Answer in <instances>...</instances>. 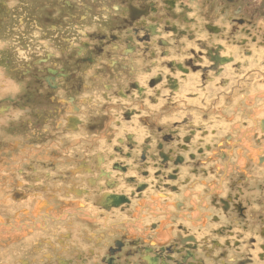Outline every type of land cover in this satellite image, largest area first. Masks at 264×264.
I'll use <instances>...</instances> for the list:
<instances>
[{
  "label": "flooded vegetation",
  "instance_id": "1",
  "mask_svg": "<svg viewBox=\"0 0 264 264\" xmlns=\"http://www.w3.org/2000/svg\"><path fill=\"white\" fill-rule=\"evenodd\" d=\"M16 2L7 132L57 145L43 185L87 199L23 232L89 223L32 233L7 264H264V0Z\"/></svg>",
  "mask_w": 264,
  "mask_h": 264
},
{
  "label": "rangeland",
  "instance_id": "2",
  "mask_svg": "<svg viewBox=\"0 0 264 264\" xmlns=\"http://www.w3.org/2000/svg\"><path fill=\"white\" fill-rule=\"evenodd\" d=\"M16 1H19V0H0V97H3L2 95H9L12 97H16L18 96V94L19 96H21L23 91H25L24 87H23V91H22V88L20 89L21 85H19L18 82L15 81L14 79L5 78L9 76L11 77L16 76L18 78V76L16 74H13L12 72L13 70L12 67H17V65H15L13 62L16 63V60L17 62H20V61L23 62L28 59V56H23L21 52V49L24 51L23 46H22V41H21L22 35L24 33V28L20 26V21H22L23 19L21 15L23 13L22 12L18 13V16H16V19H13V17L9 18L11 16L6 14V10H9V6H11L12 3L14 4ZM20 1L22 2V0ZM31 8H32V5H31ZM33 10H37V8H34ZM1 47H4V48H1ZM259 50L260 49H258V51ZM2 106H7V105L6 104L0 105V107ZM6 113H11V112H8L7 110H5V108L0 110V149H2L0 150V159L2 160L3 164H6L7 162L4 161L5 151H3V148H7L8 153L13 154L15 147L13 151H10V148H11L10 146L18 145L19 147L22 148L23 151L14 153L12 155V161H15L16 159L21 160V161L27 160V155L31 154V152L35 148L34 146L37 145L38 142L36 139H35L36 141H32L35 138V136L32 137L30 134L25 135L22 132L9 131L11 133H14V135H9V133L7 132V128L9 126L8 122H10L13 119L14 120L13 125H19V123L23 122V119H22V115L20 114L13 117L12 114L8 116L5 115ZM23 126H25V123L23 124ZM19 133H21V135H18ZM53 137L54 136H49L48 138L47 137L46 138L50 139ZM2 145H5V146L2 147ZM43 145L44 144H42L41 146ZM60 146L63 147L61 144ZM36 153L38 156L39 155L38 151ZM32 155H35V154H31L30 161L32 162V164L38 165V167H41L40 163L42 161V158L40 157L36 158L37 156L32 157ZM57 156L62 157L61 153L59 152H57ZM61 163L62 162H60V165ZM60 167L61 168L57 169V171H64V170L68 171L67 166L61 165ZM42 169L45 170L47 168H42ZM32 171H33L32 169H29V172H30L29 175L26 174L25 176H22L21 177L22 179H19V175H14V174H12L14 175L13 177L14 180L11 179V175L5 176L4 180L0 179V184L7 185V190L0 189V223L4 222L3 227H2V229L4 230H7V229H9L8 231L12 230L14 226L13 224H15V222L17 224L21 223L18 219H16L15 221L16 216L14 215L16 213H21L20 214L21 216L18 215L19 219L28 218L29 221H34L37 219H41L40 217L45 213L54 214L53 211L58 209L59 206H61V205H57V204H61L60 202H65L68 207L72 206V204L78 205L79 202H83L86 205L85 200L87 199H83L84 197H86L85 195L86 191L85 189H81V187H83L85 184L81 183L80 181H76V182L69 181L65 183L66 179H62L63 183L59 184V179H56L55 177L54 181H56L57 183L52 182L49 186H47L46 187L47 192L45 193L39 187L42 184H46V182L44 181L48 182L51 180V178H52L51 181H53V177L56 176V174L51 172V173H48L47 175L42 174L38 176L40 172L31 173ZM4 183H8V184H4ZM53 185H56V187L54 188ZM12 187L14 189V194L12 193L10 194V192L12 191ZM76 190H78L77 195H75ZM17 191L24 195H29V196L30 194H33L32 200L23 201L21 202V204L12 203L13 201L12 197L16 199L20 198L19 196H16ZM69 193H70V196H68ZM7 195L9 197L5 198L7 197ZM28 198H31V196ZM76 208L77 207H75V209ZM88 210L93 212V211H96L97 209L94 208V206L89 205ZM89 211L79 209V212L89 213ZM113 212L121 213L116 210H113ZM79 217L84 218L83 216H79ZM73 222L76 224L77 223L87 224L89 223V220H81L78 218L71 217L66 223L71 224ZM66 223H57V224L51 223L49 228H47L45 231H41L42 229L39 228L38 230H35L32 233L35 234L36 236L41 235L42 237H45V238L49 236L54 237L56 234L55 233L51 234L50 231L56 229L58 225H63ZM20 230H22L21 233H13V235L12 234L9 235V234H6L5 232L3 233L0 231V263L1 264H7L10 261V259L14 258L10 255L11 252L9 251L11 248L14 251V248H13L14 243L19 242V241H24L22 239L26 238L28 240L27 244L31 245L32 241L36 239L35 235H31L32 233L23 232L25 230L23 227H21ZM166 236H167V233L165 232V238ZM47 248L48 246H46L43 249H47Z\"/></svg>",
  "mask_w": 264,
  "mask_h": 264
},
{
  "label": "crops",
  "instance_id": "3",
  "mask_svg": "<svg viewBox=\"0 0 264 264\" xmlns=\"http://www.w3.org/2000/svg\"><path fill=\"white\" fill-rule=\"evenodd\" d=\"M18 5H19L18 2H15L14 4L12 3L11 6H9V9H11L13 7H17ZM1 48H4V47H1ZM56 146L57 145H55V144H49V145H45V146L44 145L43 146H36L33 149V151L31 152V154H35V155H32V157H36L37 156V153L36 152L38 151V154L39 155L36 158L40 157V158H42V161H48V162L50 161V162H53V163H59L58 162L59 156L56 155V157H55L54 154L52 153L53 151L54 152H59V150L56 149L57 148ZM11 147H12V150H14V147H15V150L14 151H18V152H22L23 151L22 148L19 147L18 145L11 146ZM31 154L30 155H27V160H22L21 161V160H17L16 159L15 161H13L12 164H10L6 160V158H4V161H6L7 163L6 164H3L2 160L0 159V162H1V164H0V179L1 180H4V177L5 176H9V175H11V179L12 180H14V178H13L14 175H19V179H22L21 178L22 176H25L26 174L29 175V173H30L29 172V169H32L33 170L31 173L40 172V174L38 176H40L41 174L47 175L49 172H46L45 170L41 169L40 167H37V168H35V167H31L30 168L29 167L32 164V162L30 161ZM60 168L61 167L59 166L58 169H60ZM12 174H14V175H12ZM4 184H8V183H4ZM44 186L47 187L49 185H43L42 184L39 188L43 192L46 193L47 192V189H46V187L44 188ZM39 188H38V190H39ZM0 189L7 190V185L0 184ZM19 191H20V189H19ZM11 193L14 194L13 187H12V191L10 192V194ZM8 195L5 198H8L9 197ZM16 196H19L20 198H17L16 199V198H13L12 197V199H13L12 203H14V204H17V203L21 204V202L26 201V200L29 201V200H32V198H33V194H30L31 198H28V197H30L29 195H24V194H22V193H20L18 191H17ZM68 196H70V193L68 194ZM53 212H54V214L53 213H45V214H43L40 217L41 219H37V220H34V221H29L28 218L19 219V216H21L20 215L21 213H16L14 215V216H16L15 217V221H16V219H18L21 223L20 224H17L15 222V224H13L14 225L13 226V229L10 230V231H8L9 229H7V230L2 229L4 222L3 223H0V231L3 232V233L5 232L6 234H9V233L10 234H13V233H21L22 232V230H20L21 227H23L26 230V229H31V228L34 229L33 226L36 225V224H39V223H42L44 225H48V221H47L48 218H51L53 220L62 219L65 216H67L66 213L69 212V210H63V207H59L58 209L54 210Z\"/></svg>",
  "mask_w": 264,
  "mask_h": 264
},
{
  "label": "bare ground",
  "instance_id": "4",
  "mask_svg": "<svg viewBox=\"0 0 264 264\" xmlns=\"http://www.w3.org/2000/svg\"><path fill=\"white\" fill-rule=\"evenodd\" d=\"M8 212V211H7ZM78 224V223H77ZM80 224V223H79ZM69 232V231H68ZM13 235V234H12ZM5 236V235H4ZM71 236V235H70ZM9 237H11V236H9ZM17 237V236H16ZM20 237V236H19ZM18 238V237H17ZM2 245V244H1ZM26 257V256H25ZM49 258V257H48ZM22 259V258H21ZM12 263V262H11Z\"/></svg>",
  "mask_w": 264,
  "mask_h": 264
}]
</instances>
